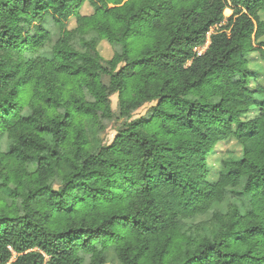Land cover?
Wrapping results in <instances>:
<instances>
[{
	"label": "trees",
	"instance_id": "obj_1",
	"mask_svg": "<svg viewBox=\"0 0 264 264\" xmlns=\"http://www.w3.org/2000/svg\"><path fill=\"white\" fill-rule=\"evenodd\" d=\"M262 13L264 0H0V264H106L110 249L118 264H264ZM102 41L120 51L104 58ZM229 138L241 154L210 181ZM242 183L247 208L181 227Z\"/></svg>",
	"mask_w": 264,
	"mask_h": 264
},
{
	"label": "rangeland",
	"instance_id": "obj_2",
	"mask_svg": "<svg viewBox=\"0 0 264 264\" xmlns=\"http://www.w3.org/2000/svg\"><path fill=\"white\" fill-rule=\"evenodd\" d=\"M226 9H227V12L225 13V10H224V16L228 17L231 14V9H229V8H226ZM80 12L82 14H90V13H92V8L86 2L81 7ZM262 17L264 18V13H262ZM74 25H75L74 20L71 19L68 22V27H73ZM42 26L50 32L53 41H55L58 38V36L60 35V31H59L58 27H56L54 25V22L50 16H45V18L42 21ZM217 27H219V25H217ZM217 30H218V28L213 29V31H217ZM99 50H100V54L104 58H110L115 50L120 51V47L119 46L110 47L106 42L102 41V43L99 47ZM41 52L43 55H46L47 57L51 56L49 48H46V49L42 50ZM250 60H251V62H253L251 64V67L255 72L256 80H258V82L264 86V61H259L256 54L253 55L250 58ZM111 101H112L111 102L112 109L115 111L117 108V96L116 95L112 96ZM152 105H154V103H147V104L143 105L141 108H139L133 114V117L136 118V117H140V116L145 115L147 113L148 109ZM28 113H29V110L27 108H25L24 114H28ZM104 123H105V128H106V141H107V143H110L112 141V139L114 138V135H115V124H114L113 120H106ZM8 143H9V141L6 138V136L4 135L0 139V150L6 152ZM240 154H241V147L236 143L234 138H229L225 141L219 142L216 145L214 152L210 156H208V158L206 160V168L208 170V180L216 181L222 175V173H223V168H222L223 159H229L231 156H234V155H235V157H238V156H240ZM242 185H243V183L240 186H238L237 188L231 189L230 192L228 193V195L226 196V198L224 199V201L214 205L213 208L210 211H208L205 215L196 216L190 220H182L181 221V227L184 229L190 223H198V222H202L204 220H207L211 217V213L215 208L225 210L227 208L228 204H230V203L240 205L241 208H243V209L247 208L248 203H247V199L245 198V196L242 193ZM1 198L6 199L5 197H1ZM106 259H107L106 264H118V261L114 255L112 249L107 251ZM83 264H89L88 258L84 261Z\"/></svg>",
	"mask_w": 264,
	"mask_h": 264
},
{
	"label": "built area",
	"instance_id": "obj_3",
	"mask_svg": "<svg viewBox=\"0 0 264 264\" xmlns=\"http://www.w3.org/2000/svg\"><path fill=\"white\" fill-rule=\"evenodd\" d=\"M214 28H218L217 25L211 27L210 30L207 32V34H206V41H205L204 45L196 49V53L198 55L202 54L206 50L207 46L209 45L210 35H211V33L214 32L213 31Z\"/></svg>",
	"mask_w": 264,
	"mask_h": 264
}]
</instances>
